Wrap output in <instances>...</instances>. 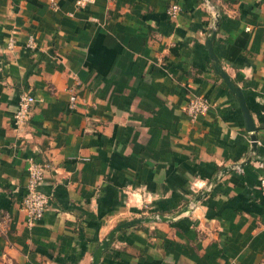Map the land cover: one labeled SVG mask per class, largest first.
Wrapping results in <instances>:
<instances>
[{
    "label": "crops",
    "instance_id": "crops-1",
    "mask_svg": "<svg viewBox=\"0 0 264 264\" xmlns=\"http://www.w3.org/2000/svg\"><path fill=\"white\" fill-rule=\"evenodd\" d=\"M54 1L0 0V264H90L113 225L177 210L228 164L188 213L117 231L98 264H264V0ZM214 11L254 151L204 45ZM22 93L34 99L16 127ZM192 94L210 102L193 120ZM29 161L49 198L31 226Z\"/></svg>",
    "mask_w": 264,
    "mask_h": 264
},
{
    "label": "built area",
    "instance_id": "built-area-1",
    "mask_svg": "<svg viewBox=\"0 0 264 264\" xmlns=\"http://www.w3.org/2000/svg\"><path fill=\"white\" fill-rule=\"evenodd\" d=\"M50 6L57 7L54 0H48ZM85 1L90 0H75L76 5H81ZM179 9L177 3H171L167 7V12L174 14ZM14 43L12 36L8 37L6 45L11 47ZM33 40L31 37L27 38L26 45L32 46ZM33 96L30 94H20L16 103V107L12 113V123L17 127L29 115L30 105L33 102ZM75 102V95L71 94L68 98V106L73 107ZM210 105L208 98L202 94H192L185 102L184 110L188 118L195 119L199 114L205 112ZM238 169L240 168L235 164ZM43 177V166L39 162L29 161L27 165V173L25 180V192L21 198L20 205L25 214V223L27 226L34 224L44 209L48 206V195L40 189V184ZM257 186L264 191V172L260 173L257 178ZM258 264V263H257ZM261 264V263H259Z\"/></svg>",
    "mask_w": 264,
    "mask_h": 264
},
{
    "label": "water",
    "instance_id": "water-1",
    "mask_svg": "<svg viewBox=\"0 0 264 264\" xmlns=\"http://www.w3.org/2000/svg\"><path fill=\"white\" fill-rule=\"evenodd\" d=\"M218 23H219L218 14H217V11H214L211 26L204 39V45L206 47L207 54L212 61L211 64H212L213 70L222 78V80L224 81L228 89L231 91V93L235 97V100L241 112L244 127L247 130L249 138H250V150L254 151L255 146H256V143H255L256 142L255 141L256 140V134H255L256 127L253 123L248 107L246 106L242 92L240 88L231 80L228 74L222 69L219 63V60L217 56L215 55L213 48H212V40L214 38L215 28L218 26ZM245 161H248V158ZM230 168H231L230 164L222 166L219 172L210 178L207 186L204 187L198 194H196L191 199L190 202L185 203L183 206H181L180 208H178L177 210L173 212H170L169 214L155 213V214H149V215L136 216L130 219L122 220L116 223L115 225H113L104 235V237L100 239V241L97 243V245L92 250L91 257H90V264H98L101 253L106 249L107 244L110 242L112 236L117 231H119L121 228L128 227V226H131L139 222L153 221L157 219L162 220V221L172 220L178 216L188 213L191 207L208 192V189L217 180L218 176H221L224 172L228 171Z\"/></svg>",
    "mask_w": 264,
    "mask_h": 264
}]
</instances>
